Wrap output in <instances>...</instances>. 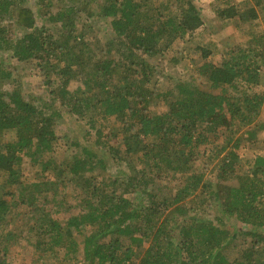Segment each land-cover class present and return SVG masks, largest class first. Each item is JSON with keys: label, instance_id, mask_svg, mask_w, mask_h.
Listing matches in <instances>:
<instances>
[{"label": "trees", "instance_id": "obj_1", "mask_svg": "<svg viewBox=\"0 0 264 264\" xmlns=\"http://www.w3.org/2000/svg\"><path fill=\"white\" fill-rule=\"evenodd\" d=\"M214 1L216 19L238 15L233 0ZM93 3L87 18L102 21L106 42L89 33L92 24L77 27L82 2L42 0L39 25L28 0H0V59L8 55L34 80L24 91L0 60L8 84L0 87V264L20 233L7 227L21 214H32L36 263L264 264V157L240 153L264 131V37L190 74H166L156 92L153 77L179 63L168 57L174 44L202 29L199 8L192 0ZM246 3L248 18L264 22V0ZM64 115L85 122V140L56 134ZM26 160L39 171L30 180ZM100 170L117 173L99 180ZM65 173L83 196L77 214L55 219ZM15 197L28 211L11 218Z\"/></svg>", "mask_w": 264, "mask_h": 264}, {"label": "rangeland", "instance_id": "obj_2", "mask_svg": "<svg viewBox=\"0 0 264 264\" xmlns=\"http://www.w3.org/2000/svg\"><path fill=\"white\" fill-rule=\"evenodd\" d=\"M41 1L42 0H28V4L34 12L37 23L39 25L41 24V16H38L40 14L38 12L39 4ZM70 1L74 3H83L81 16L77 20L78 28H82V25L90 26L92 24L93 28L92 31H89V33H92L95 39L99 40L100 42H106L107 39L111 38L110 33H108V29L101 30L104 27L101 20H94L92 18L91 20L90 18H87L88 10L94 7L93 0H43V3L50 6L53 5L55 7L57 3L64 5ZM192 1L195 6L199 8V14L203 21V27L196 33V35L188 45L181 44V42H176L174 44V48H176L177 53L174 54V51H169L168 57L175 56V58L179 60V63L174 66H170L169 63L170 68L167 69V73L153 77L152 80L154 82L152 81V84H150V86L153 87L156 92H160L169 84L168 76H179L182 73L190 74L194 72L193 69L196 66L200 65L203 61L211 60L213 62H216L220 58L221 50L223 51V49H228L233 45H242L247 41V39L250 38V36L258 37L259 35H262L264 37V22L262 20V15L257 14L256 20L248 18V10L249 7H251V3H248V5L247 3L245 4V2H248V0H233L234 5L237 6L238 15L228 22L226 20V22L223 23H220L218 19H216V16L212 11V9H214V7L212 6V1L214 0ZM221 25L222 29L220 27ZM205 55L206 58L203 59V56ZM6 56L3 55L2 59L0 60L6 65H12L11 70L15 67V71L13 73L14 82L20 84L24 91H26L32 86L34 80H32L31 78L29 79L27 77V74L18 66L11 64L9 56ZM163 68H166V64L163 65ZM166 74L168 76H166ZM0 87L6 89V87H8V84L6 82L2 83V80H0ZM259 120L261 122H264V116H260ZM83 122L84 121H80L74 116L64 115L57 122L54 129L57 135L69 136V134H72L73 137L82 141L83 138V140L87 138V135H85L84 137V131L85 129L87 130V128L83 125ZM111 122L113 123L111 135H114L112 136V140L120 139L121 137L118 134L119 122L116 119H112ZM259 136L260 141L256 144L253 150L250 151L248 149H243L240 151V153H244L247 155L258 153L259 155H262L264 157V131L260 132ZM64 139L65 140L60 143L61 146H64L66 141L67 143L69 142L68 139ZM58 152L70 154L69 148L59 149ZM118 156L122 158L124 155L119 154ZM115 162V160L114 162H111L113 163V166L115 165ZM22 169L24 175L29 180L31 179V177L35 178L36 175L39 174V171L34 170V168L27 160L23 162ZM117 170H121V172L127 171L125 164H121L120 167L117 168ZM116 173V171L100 170L98 174L95 175V177L97 176L99 180L108 179V175H113ZM64 177L66 180V185L64 186V188H60L58 190L55 196L54 204L51 207L52 217L55 219H62L77 214L80 208L79 203L83 196V192L79 190V188L77 187V183L71 179L72 177L68 173H65ZM5 184L6 181L4 177L0 175V186H5ZM79 194L81 196H79ZM85 197L86 194L83 199H85ZM4 199L6 200V198ZM16 200V197L13 198L9 204L10 210L8 212V217L14 218L17 214L28 211L27 206L17 204ZM57 200L59 203L57 202ZM31 217L32 214H28V216L27 214H21L18 218H16V221L14 220L13 223H10L8 225V229L17 230L20 233L18 234V237L14 238L16 239L15 241L6 245L8 246V251L4 259L5 264H48L39 262L36 263L32 261L33 242L27 241L29 240V236L33 237V233H30L28 231L30 229V224L32 223ZM76 239L77 241H80L81 237L77 236Z\"/></svg>", "mask_w": 264, "mask_h": 264}, {"label": "crops", "instance_id": "obj_3", "mask_svg": "<svg viewBox=\"0 0 264 264\" xmlns=\"http://www.w3.org/2000/svg\"><path fill=\"white\" fill-rule=\"evenodd\" d=\"M229 20H231V19H228L227 20V22L229 21ZM220 23H223V22H226V20H223V21H221V20H218ZM223 25V24H222ZM222 25L220 26L221 27V29H222ZM224 38V37H223ZM225 39V38H224Z\"/></svg>", "mask_w": 264, "mask_h": 264}]
</instances>
